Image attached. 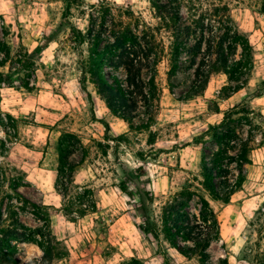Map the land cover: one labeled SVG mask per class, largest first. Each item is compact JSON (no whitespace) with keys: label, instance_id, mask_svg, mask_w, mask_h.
Returning a JSON list of instances; mask_svg holds the SVG:
<instances>
[{"label":"rangeland","instance_id":"1","mask_svg":"<svg viewBox=\"0 0 264 264\" xmlns=\"http://www.w3.org/2000/svg\"><path fill=\"white\" fill-rule=\"evenodd\" d=\"M75 2L67 11L65 0H0V162L24 173L27 196L50 206L52 231L67 252L53 264H120L131 258L143 264H198L197 258L180 256L162 237L137 230L142 223L138 194H153V204L145 201V206L156 221L163 197L176 192L188 172L199 174L202 156L217 150L216 128H230L248 143L251 164L229 203L210 202L221 236L208 249L210 262L264 264L262 0H180L186 22L220 14L223 23L236 27L251 45L252 69L238 83L214 74L203 93L180 100L192 70L184 63L170 88L167 61L162 60L158 110L151 127L142 131L113 116L93 85L82 82L88 46L72 34H84L91 17L95 31L108 34L100 29L101 5L110 9L106 26L113 16L137 33L155 27L154 9L149 0ZM212 18L215 26L209 29L218 26L217 17ZM25 59L32 68H23ZM65 132L75 134L83 148L71 157L76 168L70 196L90 189L96 202L95 212L81 218L64 215L62 197L54 188L57 143ZM121 183L132 197L119 189ZM40 255L35 246L23 244L18 258L25 264Z\"/></svg>","mask_w":264,"mask_h":264},{"label":"trees","instance_id":"2","mask_svg":"<svg viewBox=\"0 0 264 264\" xmlns=\"http://www.w3.org/2000/svg\"><path fill=\"white\" fill-rule=\"evenodd\" d=\"M65 1L67 11L76 3L75 0ZM149 2L158 19L153 28L137 33L115 22L113 16L106 26L104 22L110 9L101 5L98 15L100 13L103 25L100 29L108 34L95 31L94 17L84 34L78 30L77 34H72L76 42L88 46L81 66L82 82L93 85L107 110L135 131L148 130L158 110L161 94L158 65L162 60L167 61L170 88L174 87L172 79L184 63L192 70L188 88L180 100L203 93L214 74H224L229 82L238 83L252 69L253 54L248 39L236 27L223 23L220 14L213 15L218 19V26L209 29L215 26L211 22L213 16L200 15L186 22L180 0ZM261 9L264 12V0ZM221 10L227 11L224 7ZM161 30L168 34H159ZM163 36L168 39L167 45ZM237 48L240 51L235 56ZM22 65L23 68L33 67L29 59ZM214 131L217 150L209 157L202 156L199 174L188 172L179 189L163 197L156 221L145 206V201L153 204V194H138L142 223L136 226L137 230L156 239L162 237L180 256L197 258L198 264H212L208 249L221 237L220 223L210 202L229 203L232 195L241 190L251 164L248 143L234 130L226 128L222 132L216 128ZM78 150L83 148L75 134L60 135L54 188L62 197V212L68 219H74L72 214L81 218L96 210L92 190L82 189L70 196L76 168L71 157ZM26 187L24 173L0 162V264H22L18 254L23 244L35 246L41 252L39 258L25 264H53L65 258L66 249L52 231L50 206L27 196L23 192ZM119 189L132 197L125 183H121ZM120 264L143 263L131 258Z\"/></svg>","mask_w":264,"mask_h":264}]
</instances>
